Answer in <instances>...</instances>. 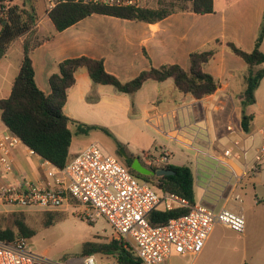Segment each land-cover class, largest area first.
Masks as SVG:
<instances>
[{
  "label": "crops",
  "instance_id": "1",
  "mask_svg": "<svg viewBox=\"0 0 264 264\" xmlns=\"http://www.w3.org/2000/svg\"><path fill=\"white\" fill-rule=\"evenodd\" d=\"M213 1L214 13L211 14L178 12L157 23L95 14L62 32L56 30L46 12L44 17L38 16L33 31L17 39L0 59V100H3L12 94L27 39L33 42L44 39L34 49L32 60L37 84L47 95L52 92L50 77L67 59L86 56L102 60L108 73L127 82L151 67L170 64L189 70L192 53L210 50L220 41L216 55L204 67L205 72L220 84L212 95L196 99L179 91L173 79L149 80L138 92L129 95L110 85L95 84L88 70L81 68L75 74L76 83L68 91L64 106L65 116L74 121L117 127L126 136L137 138L143 146L137 150H147L143 152L147 164L149 153L159 155L162 148L168 150L172 165L191 168L196 204L245 216L243 234L217 226L201 255L210 247L216 238V230L221 227L240 235L244 241L253 236L264 243V156L260 162L255 159L259 148L264 146V78L256 91V103L246 107L247 114L252 116L246 131L242 125L241 103L248 66L225 45L234 42L246 51L255 48L264 22V0ZM1 29L0 24V32ZM260 50L264 53V41ZM257 69H264V64ZM75 125H69L72 133L76 130ZM7 129L0 115V135ZM85 148V145H78L74 149L72 142L71 158ZM229 149L234 151L235 157H224ZM244 150L246 156H243ZM30 151L23 143L13 149L14 174L7 176L9 180L18 176L34 182L45 179L40 156ZM257 163L259 172L234 190L235 177ZM236 194L241 195V201L235 200ZM16 210L0 207V214L8 215ZM247 243L243 248L245 251ZM260 248L264 249V244ZM259 264H264V256Z\"/></svg>",
  "mask_w": 264,
  "mask_h": 264
},
{
  "label": "trees",
  "instance_id": "2",
  "mask_svg": "<svg viewBox=\"0 0 264 264\" xmlns=\"http://www.w3.org/2000/svg\"><path fill=\"white\" fill-rule=\"evenodd\" d=\"M190 4L180 5L176 8L173 3L162 5L158 8H107L84 5H61L49 13V18L57 31L62 32L76 23L95 14L114 16L132 21L157 23L168 16L178 12H193L196 14L214 13L213 0H189ZM5 3L8 5L4 11ZM39 21L36 8L32 11L23 8L21 3L15 0H0V59L8 51L9 47L20 37L33 31ZM43 40L33 42L26 40L24 44V58L19 75L14 81L12 94L9 98L0 100V115L3 124L16 133L23 144L33 150L38 156L48 160L53 165L64 168L72 159L70 149L73 142V133L70 124H76L78 131L88 133L98 126L86 125L65 116L64 106L68 99V91L76 83V72L86 68L95 84L110 85L121 93L134 95L149 80L164 82L173 79L176 87L185 94H191L196 99H202L216 93L220 87L219 81L205 72L204 67L216 55L220 41L214 43L210 50L196 51L190 56V69L185 70L179 65H163L151 67L143 71L137 78L123 82L114 75L108 73L102 60L90 57H79L64 60L59 64L58 72L50 77L52 92L45 94L38 86L36 72L32 60L34 49ZM264 41V22L260 34L252 51H246L234 42H227L226 47L243 59L248 66L245 91L242 94L243 128L248 131L252 116L246 112V107L256 103V91L264 78V69H257L264 64V53L260 50ZM107 131L109 134L110 132ZM123 147L119 144V148ZM117 157L137 178L150 182L157 189L165 193L176 194L189 201L190 206L196 204L195 178L190 167L168 165L165 168L175 172L174 175L164 177L144 176L132 169V163L138 156L127 151L130 158L126 160L120 152ZM140 158V157H139ZM141 159V158H140ZM143 162V161H142ZM144 165L152 170L163 167ZM191 208L176 206L168 209H157L149 215L152 225H164L170 220L184 216ZM12 226L5 225V214H0V241L10 243L17 237L32 239L36 230L29 227L24 214L9 213ZM61 219L54 212L45 214L44 226L49 228L60 222ZM107 255L113 257L115 264H142L132 246L124 240L113 238L110 243L86 242L83 245L82 255ZM244 264H249L248 262Z\"/></svg>",
  "mask_w": 264,
  "mask_h": 264
},
{
  "label": "built area",
  "instance_id": "3",
  "mask_svg": "<svg viewBox=\"0 0 264 264\" xmlns=\"http://www.w3.org/2000/svg\"><path fill=\"white\" fill-rule=\"evenodd\" d=\"M49 14L61 5H84L107 8H150L148 0H43ZM8 5L5 3L4 11ZM20 137L7 129L0 135V207L17 211L40 210L44 212L68 211L80 207L88 221L104 218L113 230L114 238L124 240L134 249L142 264H163L171 255H190L193 262L202 254L208 239L217 226H224L236 233L246 230L243 214L222 209L214 211L195 204L176 194L165 193L150 182L137 178L115 155L104 153L93 143L75 155L64 168L53 165L40 157L45 179L34 182L28 177L14 174L11 154L19 144ZM239 146V142L235 143ZM31 150V149H30ZM247 151H243L246 156ZM31 154H36L33 150ZM232 149L223 154L235 157ZM264 146L255 159L260 162ZM149 165H171V154L162 148L159 155H147ZM259 172V163L235 177L233 188L238 190L247 178ZM240 194L235 200L241 201ZM171 202L170 207L191 208L181 217L164 225H152L151 212ZM166 208V209H168ZM0 264H56L45 256L33 252L29 239L17 238L5 243L0 241ZM66 264H98L94 255L75 258Z\"/></svg>",
  "mask_w": 264,
  "mask_h": 264
},
{
  "label": "rangeland",
  "instance_id": "4",
  "mask_svg": "<svg viewBox=\"0 0 264 264\" xmlns=\"http://www.w3.org/2000/svg\"><path fill=\"white\" fill-rule=\"evenodd\" d=\"M148 1L150 8H158L171 3L176 8H179L183 4H190L189 0ZM18 3H21L23 8L28 11H32V7L34 6L39 17H44L46 14L43 0H18ZM98 127L90 130L88 133H81L76 126V130L73 132L74 149H77L78 145H85L87 148L89 145L91 146V144L96 143L104 153L115 156L117 154L116 151L125 149L130 153H135L143 162L146 161L143 152L147 150H137L138 147H141L137 138L135 139L131 135L126 136L117 127ZM105 130H108L110 134ZM119 144H122L123 147L119 148ZM170 204L171 202L161 205V209L172 206ZM11 213L24 214L29 227L36 230L37 234L32 239L27 238L29 239L31 250L44 255L48 260L56 264H66L75 258L84 257L82 250L86 242L110 243L114 238L113 230L104 218L97 219L94 222L88 221L81 208L76 206L70 208L68 211L54 212L59 216L61 221L49 228L43 227L45 214L49 212L16 210ZM6 217L4 221L5 225L12 226L13 218H10V215H6ZM216 234V238L212 240L210 247L205 249L203 255L196 262H193V257L190 255L173 254L163 264H244V261L259 264L260 258L264 256V249L260 248L264 243L253 236L246 240L248 241V249L245 251L243 248L246 241L240 235L225 231L222 227L216 230ZM259 252L262 253L261 257ZM244 253H246V256L243 255ZM95 257L98 264H115V260L111 256L97 254Z\"/></svg>",
  "mask_w": 264,
  "mask_h": 264
},
{
  "label": "water",
  "instance_id": "5",
  "mask_svg": "<svg viewBox=\"0 0 264 264\" xmlns=\"http://www.w3.org/2000/svg\"><path fill=\"white\" fill-rule=\"evenodd\" d=\"M120 154L126 159L128 160L130 158L129 154L127 153V151L125 149H121ZM132 169L135 170L136 172L144 175V176H152V177H164V176H171L174 175L175 172L171 169H167V168H162L159 170H152L151 168L147 167L146 165L143 164L142 160L137 157L135 158V160L132 163Z\"/></svg>",
  "mask_w": 264,
  "mask_h": 264
}]
</instances>
